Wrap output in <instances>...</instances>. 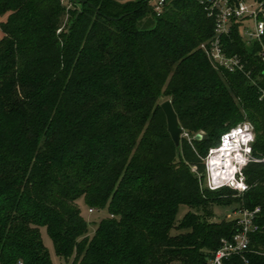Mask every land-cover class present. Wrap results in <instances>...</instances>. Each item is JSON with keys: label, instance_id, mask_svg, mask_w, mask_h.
I'll return each instance as SVG.
<instances>
[{"label": "trees", "instance_id": "1", "mask_svg": "<svg viewBox=\"0 0 264 264\" xmlns=\"http://www.w3.org/2000/svg\"><path fill=\"white\" fill-rule=\"evenodd\" d=\"M254 1L264 13V0ZM88 2L0 0V264H54L42 227L65 264H209L237 230L233 219H209L232 198L261 206V229L251 251L225 264H264L261 45L248 43L239 23L223 38L254 83L216 67L201 48L214 20L199 0H170L160 15L150 0ZM66 10L70 22L59 31ZM152 11L155 25L140 27ZM161 95L189 135L180 147ZM245 120L262 159L245 168L249 189H209L203 158ZM81 197L109 213L92 235ZM181 205L204 215L179 219Z\"/></svg>", "mask_w": 264, "mask_h": 264}, {"label": "built area", "instance_id": "2", "mask_svg": "<svg viewBox=\"0 0 264 264\" xmlns=\"http://www.w3.org/2000/svg\"><path fill=\"white\" fill-rule=\"evenodd\" d=\"M69 3L66 5V3ZM170 0H153V9L160 15ZM69 9L72 0H61ZM214 20V35L201 44L209 59L216 67L230 72H243L255 83L251 72L246 68V61L238 54H229L223 38L230 34L234 26L240 24V32L247 30L244 39L248 43L261 45L260 55L264 60V13L262 4L247 0H199ZM61 29H59L60 31ZM264 95V88L261 89ZM184 136H189L184 133ZM256 139L254 125L243 121L229 127L220 137V141L209 148L203 158L205 165L204 185L211 190L230 188L238 195L249 189L245 168L252 161H262L253 153ZM264 161V159H263ZM90 209V212H93ZM262 208L240 206L232 211V219L237 230L230 237H222L220 245L210 257L209 264H225L234 255L242 257L251 251L252 235L261 229L259 219Z\"/></svg>", "mask_w": 264, "mask_h": 264}, {"label": "rangeland", "instance_id": "3", "mask_svg": "<svg viewBox=\"0 0 264 264\" xmlns=\"http://www.w3.org/2000/svg\"><path fill=\"white\" fill-rule=\"evenodd\" d=\"M150 1H151L150 2L151 7H152L151 10H152L153 9V0H150ZM247 1H253V0H247ZM68 3H69V1L66 3V5ZM69 11L70 10H68V11L66 10L67 14L65 15V17L63 19V22H62L60 29H62V28L67 29L68 28V24L70 22V20H69L70 14H71V11H70V13H69ZM6 19H7V14L0 17V22L5 21ZM155 22H156V17L152 11L142 19V21L140 23V27H142V28L151 27V26L155 25ZM246 31L247 30L242 31V34L245 35ZM0 35L1 36L3 35V33L1 31H0ZM169 99H170V97L167 95H161V97H160L161 102H164V101L169 100ZM245 121H248V120H245ZM200 133L204 134L203 131H201ZM234 195L240 196L237 193ZM232 200H233L232 202L227 201V202H224L223 204L215 205L214 206V216L209 218V219L211 221H220L223 218H226L227 220H231L232 219V215H231L232 211L234 209H236L237 205H238V203H235V201H234L235 199L232 198ZM78 204L81 208L82 216L86 220V222L89 226L90 235H92L96 229V225L98 224V222L102 218L107 217L109 213L106 209H100V210L94 209L93 212H90V207L88 206V204L86 203V201L83 197H81L78 200ZM189 210L193 211V212H197L202 216L204 215V212L197 207H189L187 205H181L180 209H179V213H178V218L181 219L185 215V213ZM41 232H42L43 241L51 253L54 264H65V262L62 259H60L55 252L54 245H53L52 239L49 235V232L47 230V227H42Z\"/></svg>", "mask_w": 264, "mask_h": 264}, {"label": "water", "instance_id": "4", "mask_svg": "<svg viewBox=\"0 0 264 264\" xmlns=\"http://www.w3.org/2000/svg\"><path fill=\"white\" fill-rule=\"evenodd\" d=\"M75 2H80L82 4L89 3L88 0H74ZM108 19L110 20H118L117 18L107 16ZM161 107L163 111L166 114L167 117V123H168V131L175 142L177 147H180L182 137L184 136L185 130L184 128L180 125L178 115L173 107L172 101L166 100L161 104ZM203 134L202 133H197L195 135V139L200 140L202 139Z\"/></svg>", "mask_w": 264, "mask_h": 264}]
</instances>
